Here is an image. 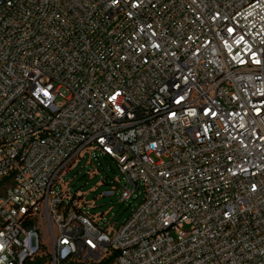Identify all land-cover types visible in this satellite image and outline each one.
Returning <instances> with one entry per match:
<instances>
[{"label":"built area","instance_id":"2783aa9c","mask_svg":"<svg viewBox=\"0 0 264 264\" xmlns=\"http://www.w3.org/2000/svg\"><path fill=\"white\" fill-rule=\"evenodd\" d=\"M0 191V264H264V0H0Z\"/></svg>","mask_w":264,"mask_h":264},{"label":"rangeland","instance_id":"374dc122","mask_svg":"<svg viewBox=\"0 0 264 264\" xmlns=\"http://www.w3.org/2000/svg\"><path fill=\"white\" fill-rule=\"evenodd\" d=\"M58 100L64 101V98L59 96ZM118 179L122 180L123 174L117 162L97 151L88 153L62 177L71 194L82 195L81 198L86 200L84 211L92 214L95 220L101 215L99 225L111 231L118 229L127 220L144 197L143 187L135 191L136 196L125 202L120 200L119 192L113 196H105L103 193L108 187L113 184L119 186ZM60 187L61 184L58 189Z\"/></svg>","mask_w":264,"mask_h":264}]
</instances>
